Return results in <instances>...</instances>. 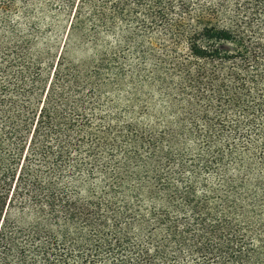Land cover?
Segmentation results:
<instances>
[{
    "label": "trees",
    "instance_id": "1",
    "mask_svg": "<svg viewBox=\"0 0 264 264\" xmlns=\"http://www.w3.org/2000/svg\"><path fill=\"white\" fill-rule=\"evenodd\" d=\"M58 1L46 76L0 50V264H264V0ZM150 35L169 53L126 73L106 39Z\"/></svg>",
    "mask_w": 264,
    "mask_h": 264
},
{
    "label": "rangeland",
    "instance_id": "2",
    "mask_svg": "<svg viewBox=\"0 0 264 264\" xmlns=\"http://www.w3.org/2000/svg\"><path fill=\"white\" fill-rule=\"evenodd\" d=\"M73 10L71 12L68 6L61 5L58 0H15L10 11L0 9V50L9 48L17 42L25 43L28 53L38 57L42 63L46 76L52 70L51 68L62 51ZM106 43L110 48L120 50L119 62L126 73L140 64L143 69L150 71L153 67V55L165 56L171 49L168 39L162 35L144 36L136 40L134 44L109 36ZM101 51L99 46L93 48L92 45L73 38L65 57L76 64L96 59L102 54ZM126 81L127 78L123 80V83ZM129 91L127 86L123 89L110 87L105 89L103 94L105 97H111L110 99L118 104H122Z\"/></svg>",
    "mask_w": 264,
    "mask_h": 264
}]
</instances>
